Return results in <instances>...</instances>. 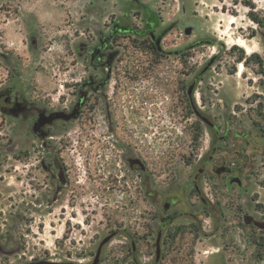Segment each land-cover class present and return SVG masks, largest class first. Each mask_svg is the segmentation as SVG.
<instances>
[{
    "label": "rangeland",
    "instance_id": "rangeland-1",
    "mask_svg": "<svg viewBox=\"0 0 264 264\" xmlns=\"http://www.w3.org/2000/svg\"><path fill=\"white\" fill-rule=\"evenodd\" d=\"M262 91L264 0H0V264H264Z\"/></svg>",
    "mask_w": 264,
    "mask_h": 264
},
{
    "label": "flooded vegetation",
    "instance_id": "flooded-vegetation-1",
    "mask_svg": "<svg viewBox=\"0 0 264 264\" xmlns=\"http://www.w3.org/2000/svg\"><path fill=\"white\" fill-rule=\"evenodd\" d=\"M263 95L262 103L264 107V91L261 92ZM3 96H0V100L7 106L11 105L10 99H8V102H4ZM209 125L212 126L211 122H207ZM226 132H223L222 138H225ZM233 143L237 144V148H235L231 153L220 154L219 156H213L211 155L209 159L206 160V165H210V169L213 173L217 175H225L226 181L229 184L235 183L238 187L242 184V175L244 174V171L247 169V167L252 163V155L251 153L247 152L245 145H264V114H262V121L259 126H256L254 129L251 130V132L247 130H242L236 133L232 139ZM255 157H258L259 159L261 157H264V147H258L254 150ZM231 157H234V159L237 161L235 162H229V159ZM216 159H219L221 164L219 166H216L214 163ZM203 170H200L202 172ZM235 178H238L239 181L235 180ZM233 180V181H232ZM195 184V181H194ZM244 218H248L250 220L249 223L254 224V221H258L254 219L253 217H249L244 215ZM264 221V216L262 220ZM255 225V224H254ZM264 229V228H262Z\"/></svg>",
    "mask_w": 264,
    "mask_h": 264
},
{
    "label": "trees",
    "instance_id": "trees-1",
    "mask_svg": "<svg viewBox=\"0 0 264 264\" xmlns=\"http://www.w3.org/2000/svg\"><path fill=\"white\" fill-rule=\"evenodd\" d=\"M142 12H143L142 18H143L144 27H145L143 30H138L136 28H131L130 26H127V25H123V24L119 25L118 23H114V26L111 32L129 33V34H138V35H146L148 33L150 35V38L153 40L151 42V47L154 51H157L159 49L157 39L158 37L160 38V35L157 38H154L153 32H151V30L155 27L156 16L153 10H151V8H149V6L145 4L142 5ZM252 19L255 21H258L257 18L254 16H252ZM115 27H118V28L116 29ZM146 29H149V32H146Z\"/></svg>",
    "mask_w": 264,
    "mask_h": 264
},
{
    "label": "water",
    "instance_id": "water-1",
    "mask_svg": "<svg viewBox=\"0 0 264 264\" xmlns=\"http://www.w3.org/2000/svg\"><path fill=\"white\" fill-rule=\"evenodd\" d=\"M185 32H186V33H189V32H190V27L185 28ZM159 39H160V38L157 39V43L159 42ZM193 88H194V83L190 84V86L188 87V94H189V95L191 94ZM8 99H9V97L6 96V97L4 98V102L7 103V102H8ZM202 118H203L204 120H206L204 117H202ZM235 180L239 181L238 178H235ZM232 181H233V180H232ZM167 207H168V203H164V209H167ZM249 217H250V216H249ZM244 221H245L246 223H249V222H250V220H249L248 218H244ZM254 224H255L256 226H258L259 228H264V221H254ZM161 234H162V229H159V230H158V233H157V236H156V241H155V243H156L155 261H157V260L159 259V257H160V238H161ZM107 240H108V238H104V239L102 240L101 244H103V243L106 242ZM99 252H100V248L97 249L96 255H95V257H94V259H93V262H92L91 264H96V263L98 262V255H99Z\"/></svg>",
    "mask_w": 264,
    "mask_h": 264
},
{
    "label": "bare ground",
    "instance_id": "bare-ground-1",
    "mask_svg": "<svg viewBox=\"0 0 264 264\" xmlns=\"http://www.w3.org/2000/svg\"><path fill=\"white\" fill-rule=\"evenodd\" d=\"M238 45H240L241 47L246 49V52L249 53L250 49L247 47V45L245 44V42L242 39H237L236 42ZM252 49V48H251ZM253 51V50H252ZM237 75L242 71V64H239L238 66V70H237Z\"/></svg>",
    "mask_w": 264,
    "mask_h": 264
}]
</instances>
